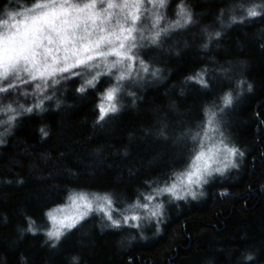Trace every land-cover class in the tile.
Segmentation results:
<instances>
[{
	"label": "trees",
	"instance_id": "obj_1",
	"mask_svg": "<svg viewBox=\"0 0 264 264\" xmlns=\"http://www.w3.org/2000/svg\"><path fill=\"white\" fill-rule=\"evenodd\" d=\"M31 2L0 0V19ZM239 2L167 0L157 9L161 27L177 18L181 3L196 23L170 33L159 47L141 50L160 74L142 80L133 74L125 81L114 116L97 123L101 93L111 86L101 77L97 89L84 94L76 92L83 78L62 82L43 111L17 118L0 137V264H251L249 255L264 264V20L222 29L221 19L227 25L232 15H240ZM150 24L149 19L145 26ZM205 29L222 30L207 48ZM205 70L209 90L188 80ZM222 90H233L223 131L244 152L238 168L195 188L196 199L159 197L164 202L159 225L139 209L145 217L141 230L104 227L105 220L91 215L51 246L46 213L69 203L70 192L112 193L124 209L148 192L149 183H163L182 168L191 146L182 134L196 129L202 108ZM34 99L13 96L0 104L15 100L31 106ZM165 125L167 139L159 135ZM6 127L0 125V132ZM29 221L33 231L27 230Z\"/></svg>",
	"mask_w": 264,
	"mask_h": 264
},
{
	"label": "snow or ice",
	"instance_id": "obj_2",
	"mask_svg": "<svg viewBox=\"0 0 264 264\" xmlns=\"http://www.w3.org/2000/svg\"><path fill=\"white\" fill-rule=\"evenodd\" d=\"M166 2L32 0L23 8L18 5V11L6 12V18L0 19V100L29 95L35 99L31 106L15 100L0 104V115L6 117L0 119V125L7 126L5 132H0V137L19 116L43 111L45 101L54 99L57 85L74 82L75 79L83 78L76 92L84 94L89 89H97L101 77H108L111 86L101 93L97 123L118 113V93L123 90L125 81L133 80V74L141 80L148 76L156 78L160 74V69L153 68L141 55V50L159 47L170 33L196 23L192 12L181 3L177 6V18L161 27L163 16L157 9L164 8ZM236 7L240 15H232L227 25L221 19L222 29L231 24L254 22L258 17L264 20V3L240 0ZM223 15L222 11L221 17ZM149 19L151 24L146 27ZM204 31L207 36L204 48L222 37V30ZM223 71L227 77V70ZM113 80L115 83H112ZM188 80L203 90L211 87L206 70L188 77ZM27 88L32 89L31 93ZM49 90H53V95H48ZM248 90H252L250 84ZM128 95L135 96V93L129 92ZM233 103V90H222L216 100L209 101L201 110L202 119L196 129L189 128L182 134L185 140L191 141L184 166L173 171L163 183L159 179L149 183L148 192L141 193L126 208L117 206L115 194L112 193L70 192L67 198L69 203L46 213L52 224L46 232L51 246L55 247L67 233L83 226L91 215L105 220L104 227L139 230L140 222L145 218L139 214V209L148 217L155 218L159 225L164 216V202L159 197H167L168 202L184 200L188 196L196 199L195 188H202L215 176H224L238 168L244 152L231 144L223 131V114ZM166 128L165 125L159 131L164 139H167ZM41 134L42 137L48 136L43 128ZM2 143L4 140L0 138ZM68 208L74 211L67 212ZM27 230L33 231L32 221L28 222ZM245 259L255 264L251 255Z\"/></svg>",
	"mask_w": 264,
	"mask_h": 264
},
{
	"label": "rangeland",
	"instance_id": "obj_3",
	"mask_svg": "<svg viewBox=\"0 0 264 264\" xmlns=\"http://www.w3.org/2000/svg\"><path fill=\"white\" fill-rule=\"evenodd\" d=\"M189 197V196H188ZM66 211L67 212H72V211H74V209H72V208H68V209H66ZM58 215H63V213H59ZM150 219H153V218H150ZM149 220V219H148ZM150 222H151V220H150ZM149 222V223H150ZM147 225H149V224H147ZM49 227L51 228L52 227V224L50 223V221H48V229H49ZM143 226H141V228H142ZM141 228L139 229V230H141ZM144 228V227H143ZM142 228V229H143Z\"/></svg>",
	"mask_w": 264,
	"mask_h": 264
}]
</instances>
